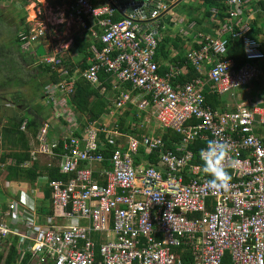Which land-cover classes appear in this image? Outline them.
Segmentation results:
<instances>
[{
	"label": "built area",
	"instance_id": "1",
	"mask_svg": "<svg viewBox=\"0 0 264 264\" xmlns=\"http://www.w3.org/2000/svg\"><path fill=\"white\" fill-rule=\"evenodd\" d=\"M66 1L70 16L101 46H92L89 66L80 76L96 87L100 72L109 75L116 110L126 105L150 110L161 130H173L182 141L174 151H166L160 136L124 135L109 130L102 119L87 124L77 137L76 132L64 135L59 155L57 140L48 141L49 124H42L34 159L58 157L60 172L72 177L66 182L44 180L48 208L55 213L44 219L38 213L39 189L14 191L10 182H3L0 253L16 240L17 256L30 255L31 264H185L180 255L184 251L188 264H264V136L258 135L264 132V108L239 104L217 111L204 97L208 91L233 96L262 73L261 43L249 36L247 22L241 24L243 0L225 1L230 18L215 35L192 33L191 44L198 48H189L186 57L199 77L184 84L177 79L187 72L185 67L165 64L161 76L155 61L163 27L154 23L160 26L181 0H144L140 5L110 0L101 6L93 0ZM115 15L118 21L112 20ZM87 22L97 30L89 29ZM226 34L242 41L246 62L238 69L233 61L220 60L226 54ZM19 38L27 39L30 48L39 40L23 33ZM43 59L59 64L54 58ZM73 93L72 79L46 86L44 103L62 117L58 106L66 109ZM196 140L207 146L212 140L230 145L220 161L231 176L227 189L209 187L212 177L201 153L197 164L187 149ZM101 147L110 150L107 160ZM97 164L105 166L100 179L93 170ZM102 234L113 239L100 243L95 235Z\"/></svg>",
	"mask_w": 264,
	"mask_h": 264
},
{
	"label": "trees",
	"instance_id": "2",
	"mask_svg": "<svg viewBox=\"0 0 264 264\" xmlns=\"http://www.w3.org/2000/svg\"><path fill=\"white\" fill-rule=\"evenodd\" d=\"M225 1L226 0H201L202 8L194 9L192 12L197 15L199 14V16L196 15L192 17L189 15L186 19L187 24L194 22L197 27L202 28L204 23L211 22V27L217 31V28L230 18L227 13ZM22 2L24 5H27V0H22ZM201 9L202 12L200 14L199 11H201ZM212 10H215L216 13H213ZM119 19L120 16L115 15L112 20L118 21ZM160 27L161 25L159 28ZM205 30L207 29L205 28ZM22 31L28 38V28L25 27ZM225 38L227 39L226 54L221 57L220 60H231L234 63V67L238 69L246 62L242 41L240 38L233 37L231 34H226ZM192 41L193 37L191 36L186 40H183L182 36H176L172 39L168 33L161 36L155 55V61L158 63L159 75L162 76L166 73L165 64H171L178 68L185 67L187 69L184 75L178 77L177 81L179 83H188L199 77L186 57L189 48L187 50L185 46L190 44V48H198V45L191 44ZM27 42V39H20L18 33L14 34L12 42L10 39L0 42V95L3 96L1 98L3 101L5 100L13 106L10 110H7V108L5 109L3 105L0 107L2 110L9 111V115L5 116L6 123L2 125L0 129V139L3 143V146L2 144L0 146V148H2V152H0V164L3 166L0 170V174L3 176L2 183L5 181L10 182L14 191L28 189L29 187L32 188L37 184L36 182L39 178H46L48 181L66 182L72 177L62 174L55 162L41 165L38 159H34L35 157L32 154L30 139L36 140L42 124L48 123L51 125V123L42 116L43 108L40 105H35V107L31 106V100L34 97L31 89L34 83H36L38 90H40V96L43 97L46 86L56 85L62 81H70V79H72L74 82V93L70 96V104L78 115L85 118V122L81 129H84L87 124L100 121L104 116L110 114V108L104 95L105 93L101 94L103 88L106 92L112 90V84L109 80L111 77L109 75L100 72V86L94 87L80 75L74 77L77 68L69 64L68 61H62L60 63L63 64V66L61 64L39 63L36 65L37 73L34 74V76L26 78L25 74L29 69H24L21 62L30 67L35 65L37 61L33 52L27 51L26 54L21 53V47ZM183 44H185L184 47ZM92 46H96L97 49L101 48L96 40L90 39L88 36L78 35L73 38L71 49L82 59L78 66L80 73L89 66L88 59L92 57ZM172 51H176V53L172 54ZM15 52L21 56L20 61L18 57L15 56ZM25 55L31 56V59H26ZM66 63L69 65L68 68L65 69L64 64ZM60 67L64 68V70H61ZM64 71L67 72L66 75H63ZM125 88L130 90V87L125 86ZM133 94H135V92H133L132 95ZM204 97L205 104L210 106L212 110L221 111L224 108L223 98L218 94L208 91L204 93ZM128 108V111H125V113L118 118V131L122 134L134 135L140 138L144 133L142 130H134L131 128V123L136 121V114L131 111V105H129ZM24 122H26L25 130L22 131L21 126ZM58 124L60 123L57 122V125ZM62 125H64L63 122ZM158 134L164 143V149L166 151H174L176 146L180 145L182 141V136L173 130H160ZM78 135V132L73 133L75 137ZM258 135L263 137L264 132L259 130ZM99 138L104 142V135L102 133L99 135ZM62 142L63 139L57 137L58 148L55 152L59 155L62 154ZM206 146L207 142L201 140H196L187 146V149L191 151L195 157L194 163H199V154L202 149H206ZM99 152L104 155L106 160L109 158V149L101 147ZM58 159L57 157L56 160ZM151 159V163H155V156L151 157ZM137 162L138 160L136 159V163ZM24 164H28V168L23 167ZM43 193V199L40 201L42 205L39 206V214L54 215L55 213L48 208V205H50V193L46 187L43 188ZM43 204L47 205V207L44 208ZM16 243V240L12 243L6 256L0 253V264H16L15 262L18 259L16 254ZM180 255L184 259V263L188 264V253L184 251V253H180ZM30 258V255H27L21 260L20 264H31Z\"/></svg>",
	"mask_w": 264,
	"mask_h": 264
},
{
	"label": "rangeland",
	"instance_id": "3",
	"mask_svg": "<svg viewBox=\"0 0 264 264\" xmlns=\"http://www.w3.org/2000/svg\"><path fill=\"white\" fill-rule=\"evenodd\" d=\"M143 0H134V2H141ZM202 8V2L201 0H182L179 2L176 6H174L170 12L161 19V27H163V30L161 28L160 35L163 36L164 34H169L171 38L173 39L176 36H182L183 40H185L187 37L184 36V34H189V36H192V33L198 32L200 27H197L196 24H194V27L191 29V25L187 24V18L189 15L192 17H195L197 14L192 13L194 9ZM69 7L66 2V0H27V5H24L22 0H0V12L3 13V18L0 22V42L6 39H10V41H13V36L15 33L21 34L23 33V29L25 27L28 28V37H37L39 40L36 42H41L43 46L46 47L49 56H52L51 58H54L56 62L61 64L60 62H69L73 67H76L77 70L74 73L75 76L80 75V71L78 66L80 65L82 59L80 56H78L75 52L72 51L71 45L73 38L75 36H80L84 34L81 26L78 24V22L70 16L69 13ZM201 11L199 13L201 14ZM199 16V14L197 15ZM167 21H170L173 23V25H168ZM182 21L183 23H180ZM194 23V22H193ZM156 27H159L158 23H154ZM204 28H206L208 31L205 33H208L210 30L209 28L211 25L209 22L204 23ZM43 37H40L42 36ZM34 45V44H32ZM185 44H183V47ZM188 50L190 48V44L185 46ZM21 53L26 54V52H30V46L23 45L21 47ZM176 51H172V54H175ZM15 56L18 57V60L20 61L21 56L15 52ZM38 61L44 62V59L41 58V60H37L35 65L30 66L29 70L25 74V77L28 78L29 76H34V74L37 73L36 70V64H38ZM22 65L25 66L23 62H21ZM69 64H64V68H68ZM63 66V64H61ZM31 69V71H30ZM263 73L260 74V76L253 80L252 83H250L245 88H242L240 90H237L233 93V96L227 95L222 98H225L227 100V105L231 109H234L237 105L236 103H240L235 100V96L243 97V102L245 105H248V103H251L253 99H255L256 91L255 89L258 86H255V83L263 84ZM32 84V82H31ZM255 86V87H254ZM34 97L31 100V105L34 101L39 102L41 107L43 108L42 116H44L45 119H47L48 122L51 123V127H55L57 125V121L54 120L52 117L53 110L50 109L47 105L44 104V100L41 99L42 96H40V90H38V87L36 86V83L33 84L32 89ZM26 92V91H25ZM107 92L104 94L106 97V100H108V105L110 108V114L106 116L108 118L107 124L109 126V130H119L118 128V118L121 117L125 111H128V106L126 105L124 108L120 110H116L113 106L114 101L116 99L115 92L113 91L111 94L106 95ZM5 96V95H4ZM248 96V97H246ZM3 96L0 95V107H3L7 110H10L13 106L10 105L5 100L3 101L1 98ZM64 98V96H62ZM257 99V98H256ZM258 100V99H257ZM236 102V103H235ZM39 104H36V106ZM225 104V101L224 103ZM132 109L131 111L135 112L136 114V121L131 123V128L134 130H142V132L149 135L158 134L160 132L161 128L158 126L155 118L152 116V113L150 110L146 111H139L134 105H131ZM68 111H65L64 107L58 106V109L60 111H64L65 113L69 112L71 114H74L77 120H75L74 125L79 124V128L83 125L85 119L78 115L76 111H74L71 104L68 102ZM261 107L264 108V104H261ZM9 115V111L2 110L0 108V129L2 125L6 123L5 116ZM67 117V116H66ZM74 117V118H75ZM105 118V119H106ZM129 124V123H126ZM68 125V124H67ZM50 127V124H49ZM64 128V126H61ZM75 128V127H72ZM162 131V130H161ZM129 135V134H127ZM160 136V135H159ZM30 146L31 150L33 152H36L37 149V143L36 140L30 139ZM3 146V143L0 139V146ZM0 152H2V148H0ZM36 158L38 159L39 163L41 165L55 162L57 163L56 159L43 156V155H36ZM2 172V171H1ZM3 176L0 174V188L3 186L2 183ZM44 179L37 181L36 185L33 186L31 189H38L45 188L46 185L44 184ZM41 195L38 193L36 195V198H40Z\"/></svg>",
	"mask_w": 264,
	"mask_h": 264
},
{
	"label": "crops",
	"instance_id": "4",
	"mask_svg": "<svg viewBox=\"0 0 264 264\" xmlns=\"http://www.w3.org/2000/svg\"><path fill=\"white\" fill-rule=\"evenodd\" d=\"M107 2H108V0H93V4L95 6H101V5H104ZM243 2L244 3H243V14L241 16V24H244V23L247 22L248 28H249V35L252 38H254L255 40H257L259 43H261L262 50H263V53H264V0H243ZM67 4H68V7H69V3L68 2H67ZM69 13H70V10H69ZM168 24L170 26L173 25L172 22L171 23L168 22ZM209 24L211 25V22H209ZM87 25H88L89 29H93L92 31H96L97 30V28L96 27H93V25L91 23L87 22ZM202 28H204V27H202ZM202 28H200L198 30V32L205 33L206 31H208V30H205V28L204 29H202ZM219 28H217V29H219ZM209 30L210 31L208 33H213V34L216 33V30L213 27L209 28ZM83 32H84V34H82L80 36H86V37L88 36L90 39H92V34H91L90 30H86V31L83 30ZM39 44H41V42H36L35 45H31V50L30 51L35 54V50H36V48H37V46ZM44 48H45V52H46V57H50L51 58L52 56H49L48 55V52L49 51H47V49H46L45 46H44ZM25 58L28 59V60H30L31 59V56H26L25 55ZM39 59L41 60V58H37V60H39ZM39 63H43V62L38 61V64ZM88 64H89V59H88ZM260 67H261V70H262V73H263V76L261 78H263V80H264V61L262 63H260ZM23 68L24 69L25 68H28L29 69L30 67H28L25 64V66L23 65ZM254 85L255 86H258L255 89V91H256L255 97L258 100L256 98L253 99L252 102L251 103H248L247 106L248 107H255V106L261 107V104H264V81H263V84L262 85L259 84V83H255ZM124 89H126V88H124ZM113 91L114 90L112 88V90L108 91L106 95L111 94ZM131 96H132V93H131ZM246 97H248V96H246ZM41 99L44 100L43 97H41ZM248 99H249V97H248ZM235 100L238 101V102H240L239 104H244L243 97L235 96ZM106 101H108V100H106ZM224 101H225L224 106L226 105V106L229 107V105H227V102H226L227 100H225V98H223V103H224ZM33 104L36 105V104H39V102L36 103V101H34ZM236 104L239 105L238 103H236ZM35 105H31V106L32 107H35ZM42 105H47V104L44 103ZM48 107L51 109L50 106H48ZM58 111H59V113H62V117H57L55 115L54 111H53L52 117L54 118V120H56L57 122H59L61 124V126H64V128L60 127V124L56 125L55 127H51V125H50L49 130H48V141L57 140V137H61L62 138L64 135H68V133H72V132H78V133L81 132L82 133V131L84 129L83 130L80 129L79 128V124H76V125L73 124V123H75V120H77L76 117L74 116V114H71L70 111L67 112V113H65L64 111H60L59 109H58ZM65 111H68V107L65 109ZM81 117H83V116H81ZM105 118H106V116H104L102 118L103 121H104L103 123H105V125H108L106 122H107L108 118H110V116L107 117L106 119ZM62 122L64 123V125H62ZM81 125H83V123ZM72 127H75V128H72ZM124 135H127V134H124ZM119 141H121L122 143H125L126 142L124 138H119ZM104 167L105 166L103 164H97V165H95L93 167V170L95 172L96 179H100V172H101L102 168H104ZM40 179L41 180L42 179L45 180L46 178H40ZM38 189H39V193H40V195L42 197V195L44 194L43 193V189L40 188V187H38ZM41 197L37 199V202H40L42 200ZM41 216L44 219V216L45 215L42 214ZM95 238L101 243V242H105L107 240L113 239V236L111 234H102V235H95ZM8 251L9 250H4V252L1 253V254L3 256H6L7 253H8ZM26 256H24V257H26ZM22 259H20V257H18V259L16 260L15 263L16 264H20V262H21Z\"/></svg>",
	"mask_w": 264,
	"mask_h": 264
},
{
	"label": "clouds",
	"instance_id": "5",
	"mask_svg": "<svg viewBox=\"0 0 264 264\" xmlns=\"http://www.w3.org/2000/svg\"><path fill=\"white\" fill-rule=\"evenodd\" d=\"M230 145L216 140L209 141L206 149L201 150V157L205 162V171L212 179L208 181L212 189H227L231 176L220 165V161L227 154Z\"/></svg>",
	"mask_w": 264,
	"mask_h": 264
},
{
	"label": "water",
	"instance_id": "6",
	"mask_svg": "<svg viewBox=\"0 0 264 264\" xmlns=\"http://www.w3.org/2000/svg\"><path fill=\"white\" fill-rule=\"evenodd\" d=\"M108 1H110V0H108ZM116 1H123V2H129V1H134V0H116ZM182 1V0H181ZM181 1H178V2H176L173 6H171V9L174 7V6H176L179 2H181ZM135 3H137V4H141V3H144V0L143 1H141V2H135ZM35 56L37 57V58H44L45 56H46V52H45V48H44V46H43V44H39L38 46H37V48H36V50H35Z\"/></svg>",
	"mask_w": 264,
	"mask_h": 264
},
{
	"label": "flooded vegetation",
	"instance_id": "7",
	"mask_svg": "<svg viewBox=\"0 0 264 264\" xmlns=\"http://www.w3.org/2000/svg\"><path fill=\"white\" fill-rule=\"evenodd\" d=\"M3 18V13L0 12V22H1V19Z\"/></svg>",
	"mask_w": 264,
	"mask_h": 264
}]
</instances>
